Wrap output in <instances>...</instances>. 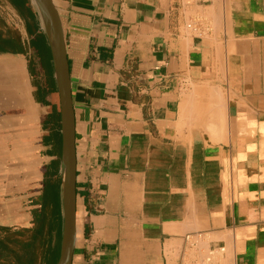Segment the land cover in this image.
<instances>
[{
    "label": "crops",
    "instance_id": "obj_1",
    "mask_svg": "<svg viewBox=\"0 0 264 264\" xmlns=\"http://www.w3.org/2000/svg\"><path fill=\"white\" fill-rule=\"evenodd\" d=\"M53 1L76 125L72 264H264V0ZM61 149L40 16L0 0V264L54 260Z\"/></svg>",
    "mask_w": 264,
    "mask_h": 264
},
{
    "label": "water",
    "instance_id": "obj_2",
    "mask_svg": "<svg viewBox=\"0 0 264 264\" xmlns=\"http://www.w3.org/2000/svg\"><path fill=\"white\" fill-rule=\"evenodd\" d=\"M49 41L60 99L62 149L60 158L62 225L51 264H72L77 240L76 125L64 31L53 0H31Z\"/></svg>",
    "mask_w": 264,
    "mask_h": 264
},
{
    "label": "trees",
    "instance_id": "obj_3",
    "mask_svg": "<svg viewBox=\"0 0 264 264\" xmlns=\"http://www.w3.org/2000/svg\"><path fill=\"white\" fill-rule=\"evenodd\" d=\"M61 182L58 183H54L52 181H50V185L48 187V194H47V199H48V203H50L55 209L56 211L54 212L56 215V219H58V223L57 226L53 224V221H51V224L49 225V228L51 229V231L54 230L55 227H60V211H61ZM54 215V216H55ZM45 223L43 224V226L45 227Z\"/></svg>",
    "mask_w": 264,
    "mask_h": 264
},
{
    "label": "rangeland",
    "instance_id": "obj_4",
    "mask_svg": "<svg viewBox=\"0 0 264 264\" xmlns=\"http://www.w3.org/2000/svg\"><path fill=\"white\" fill-rule=\"evenodd\" d=\"M49 214L51 215L52 220L55 221V225L57 226V224H56V220H55V219H56V215H55V213L51 211ZM54 215H55V216H54ZM55 225H54V226H55Z\"/></svg>",
    "mask_w": 264,
    "mask_h": 264
},
{
    "label": "built area",
    "instance_id": "obj_5",
    "mask_svg": "<svg viewBox=\"0 0 264 264\" xmlns=\"http://www.w3.org/2000/svg\"><path fill=\"white\" fill-rule=\"evenodd\" d=\"M205 264H213L212 257H209L206 261Z\"/></svg>",
    "mask_w": 264,
    "mask_h": 264
},
{
    "label": "bare ground",
    "instance_id": "obj_6",
    "mask_svg": "<svg viewBox=\"0 0 264 264\" xmlns=\"http://www.w3.org/2000/svg\"><path fill=\"white\" fill-rule=\"evenodd\" d=\"M34 2H35V0H34Z\"/></svg>",
    "mask_w": 264,
    "mask_h": 264
}]
</instances>
